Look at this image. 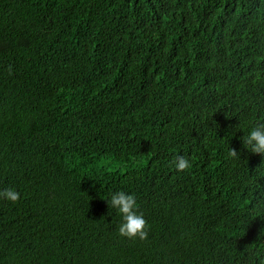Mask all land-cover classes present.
<instances>
[{"label": "trees", "instance_id": "16d2710c", "mask_svg": "<svg viewBox=\"0 0 264 264\" xmlns=\"http://www.w3.org/2000/svg\"><path fill=\"white\" fill-rule=\"evenodd\" d=\"M260 123L264 0H0V264H264Z\"/></svg>", "mask_w": 264, "mask_h": 264}, {"label": "clouds", "instance_id": "9594fccd", "mask_svg": "<svg viewBox=\"0 0 264 264\" xmlns=\"http://www.w3.org/2000/svg\"><path fill=\"white\" fill-rule=\"evenodd\" d=\"M246 147L253 153L264 156V123L253 124L247 130V134L243 137ZM229 155L236 156L235 150H230ZM179 169L189 167V162L180 158L176 165ZM20 194L12 188L0 191V198L15 202L19 199ZM109 204L116 209L121 217L122 223L119 227V234L129 238L139 236L145 238L147 233L144 230L146 221L141 214H138L137 200L135 194H128L125 191H116L110 194Z\"/></svg>", "mask_w": 264, "mask_h": 264}]
</instances>
